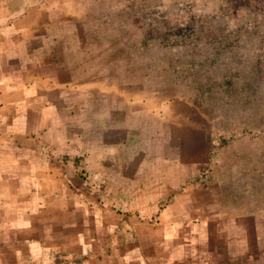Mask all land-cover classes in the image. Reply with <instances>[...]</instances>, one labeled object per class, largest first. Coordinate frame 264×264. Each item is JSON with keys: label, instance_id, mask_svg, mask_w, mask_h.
I'll return each instance as SVG.
<instances>
[{"label": "rangeland", "instance_id": "1", "mask_svg": "<svg viewBox=\"0 0 264 264\" xmlns=\"http://www.w3.org/2000/svg\"><path fill=\"white\" fill-rule=\"evenodd\" d=\"M24 83L50 94L76 144L118 143L96 146V167L86 160V194L76 176L86 213L58 218L60 232L74 226V252L48 264H82V242L102 258L86 264L152 255L171 204L190 222L209 215L212 249L223 251L211 264H264V0H0V94L12 92L0 104L20 108ZM14 118L8 140L35 146ZM233 213L246 216L231 261Z\"/></svg>", "mask_w": 264, "mask_h": 264}, {"label": "crops", "instance_id": "2", "mask_svg": "<svg viewBox=\"0 0 264 264\" xmlns=\"http://www.w3.org/2000/svg\"><path fill=\"white\" fill-rule=\"evenodd\" d=\"M21 87L24 90L21 88V91L15 93L16 98L12 101H18L20 108L15 105L10 108L7 104H0V264H9L8 252L12 248L15 250V262L12 264H48L59 257L57 252L60 249L74 252V226L66 221V225L62 224V230L65 231L60 232L58 218L62 215L68 218L75 213H86V203H78L77 200L76 195H80L81 191L78 192V188L74 185L76 176L83 180L84 184L81 189L86 194V160L89 159L87 162L89 168L96 167V163L92 161L97 156L96 146L100 152L108 149V152L114 153L118 148V143L113 142L109 146L96 143L92 146L86 145V140L81 138V142L76 144L73 130L70 131L69 128L70 122H66L64 118L59 119V111L45 103L50 94L41 89L38 91L39 86L28 89L24 83ZM41 88L43 89V86ZM9 90L0 94V102L11 100L12 92ZM32 100L44 102L43 106L28 108V102ZM13 115L15 122L16 116L19 119L20 134L31 131L35 133V146H32L28 137H25L18 145L8 140V133L13 126L10 121ZM32 121L33 123H30ZM63 121L67 126L60 128ZM83 130L86 132L85 128ZM79 145L82 147V152L78 149ZM81 165L82 171L85 170L84 176H80L77 172ZM97 166L100 168L101 163ZM92 173L95 172L92 171L90 174ZM173 207L171 204L161 212L163 236L160 251L143 257L129 250L120 260L128 264H211L217 262L218 256H213V252L217 249H212L214 236L209 226L211 220L209 215L206 220L199 223L190 222L181 212L171 210ZM213 213L218 216V211ZM245 216L244 213H235L233 217H230L235 225L223 222V227L230 225L233 228L227 235L230 240L234 232L237 233L240 229L238 221L244 219ZM60 233L67 236L66 240L60 237ZM235 235L239 237L237 241H240L245 249L244 235ZM257 239L258 247L264 244V238L258 236ZM82 243V251H85L82 252L85 253L81 259L82 264H86V261L91 262L93 258H97L98 261L102 259L101 253H87L86 243ZM226 243L227 253H233L232 261L235 259L234 255L239 252L234 253L229 249L235 245V241L231 240ZM99 245L98 242H94L93 251L97 252ZM217 251L221 256L223 255L222 249L218 248ZM260 258L258 257L257 260ZM106 259V255H103V260Z\"/></svg>", "mask_w": 264, "mask_h": 264}]
</instances>
